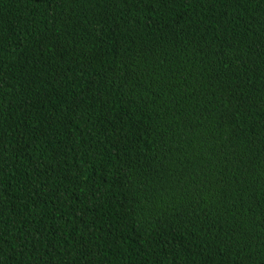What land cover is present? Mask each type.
Returning a JSON list of instances; mask_svg holds the SVG:
<instances>
[{
    "label": "trees",
    "instance_id": "1",
    "mask_svg": "<svg viewBox=\"0 0 264 264\" xmlns=\"http://www.w3.org/2000/svg\"><path fill=\"white\" fill-rule=\"evenodd\" d=\"M0 264H264V0H0Z\"/></svg>",
    "mask_w": 264,
    "mask_h": 264
}]
</instances>
